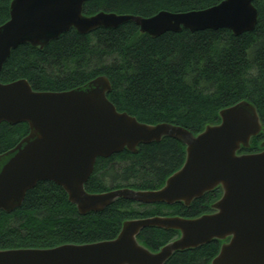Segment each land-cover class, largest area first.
<instances>
[{"label": "water", "instance_id": "water-1", "mask_svg": "<svg viewBox=\"0 0 264 264\" xmlns=\"http://www.w3.org/2000/svg\"><path fill=\"white\" fill-rule=\"evenodd\" d=\"M89 0H12L9 19L0 26V73L13 50L28 44L40 50L75 30L87 35L134 23L151 38L166 33L228 30L252 32L258 14L255 0H224L199 11H161L150 18L99 12L83 14ZM111 84L99 76L66 92H36L24 80L0 82V125L27 124L28 135L0 155V215L21 207L39 182L63 189L77 213H99L118 200L143 205L192 202L220 188L211 212L194 219L154 216L123 222L118 236L91 244L50 249L0 250V264H166L175 254L221 243L210 264H264V140L260 151L251 141L264 135L256 108L243 100L218 113L219 123L197 135L171 124L140 123L109 101ZM174 139L185 146L182 167L153 191H85L96 160L140 145ZM146 228L174 231L178 237L151 251L138 241Z\"/></svg>", "mask_w": 264, "mask_h": 264}, {"label": "trees", "instance_id": "trees-1", "mask_svg": "<svg viewBox=\"0 0 264 264\" xmlns=\"http://www.w3.org/2000/svg\"><path fill=\"white\" fill-rule=\"evenodd\" d=\"M12 0H0V26L9 19ZM224 0H89L83 14L99 12L150 18L161 11L187 13ZM258 19L252 32L234 36L228 30L166 33L151 38L134 23L97 29L87 35L75 30L60 35L41 50L28 44L12 51L0 82L26 80L36 92H66L105 76L109 101L143 124H171L197 135L219 123L218 113L243 100L250 102L264 127V0H255ZM27 124L0 125V155L28 135ZM264 135L251 141L256 153ZM185 160V146L164 138L96 160L85 185L90 194L118 189L153 191ZM220 188L182 204L143 205L118 200L99 213L81 216L62 188L39 182L27 192L21 207L0 215V250L50 249L65 244H91L115 239L123 222L154 216L194 219L211 212ZM178 237L174 231L146 228L138 241L151 251ZM221 243L175 254L166 264H210Z\"/></svg>", "mask_w": 264, "mask_h": 264}, {"label": "flooded vegetation", "instance_id": "flooded-vegetation-1", "mask_svg": "<svg viewBox=\"0 0 264 264\" xmlns=\"http://www.w3.org/2000/svg\"><path fill=\"white\" fill-rule=\"evenodd\" d=\"M164 186V185H163Z\"/></svg>", "mask_w": 264, "mask_h": 264}]
</instances>
